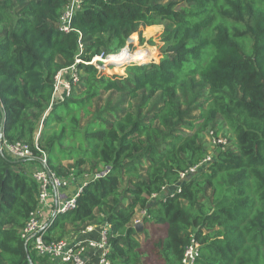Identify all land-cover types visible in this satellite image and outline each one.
Wrapping results in <instances>:
<instances>
[{"label":"trees","instance_id":"trees-1","mask_svg":"<svg viewBox=\"0 0 264 264\" xmlns=\"http://www.w3.org/2000/svg\"><path fill=\"white\" fill-rule=\"evenodd\" d=\"M69 1L0 0L2 139L29 145L35 161L44 153L56 175L97 176L74 209L53 216L45 239L106 222L110 264H145L133 222L140 209L141 225L164 227L153 243L162 264H181L191 240L193 264H264V0H80L64 32ZM152 25L163 26L166 43L158 62L131 63L123 74L86 63ZM75 58L79 82L53 103L54 76ZM209 127L227 147L179 179L208 152ZM12 159L0 152V264H29L27 253L52 264L20 236L37 184Z\"/></svg>","mask_w":264,"mask_h":264},{"label":"built area","instance_id":"built-area-1","mask_svg":"<svg viewBox=\"0 0 264 264\" xmlns=\"http://www.w3.org/2000/svg\"><path fill=\"white\" fill-rule=\"evenodd\" d=\"M80 0H70L64 7L59 21L61 31L71 30V20L75 11L79 7ZM133 52L124 46L115 53L100 54L91 58L87 64H92L99 72H118L127 65L135 63L132 58ZM81 60L75 58L74 63L59 70L53 81V100L60 92V99L68 97L79 82V70L77 64ZM137 64V63H136ZM112 68V70H111ZM38 136V134H36ZM208 145L212 151H208L205 156L195 165L189 166L179 173V179H184L188 175L197 171L205 170L213 160L214 149L224 150L228 145V140L221 134H215L209 130L206 136ZM35 148L39 150L38 146ZM1 151L14 159L34 160L35 156L29 145L20 141H6L2 139ZM39 167L31 172L33 180L37 184V204L30 212L27 221L20 231V236L25 241L28 240L30 250L36 256L46 258L52 264H89L87 252H94L91 264H110L108 257L111 247L108 241L109 225L106 222L101 224H88L81 228L76 236L63 237L59 240H46L45 232L54 215L66 213L76 206V197L82 191L83 186L90 179H96L95 174L76 175L74 172L66 176L56 175L45 163V154L37 157ZM176 190L179 185H175ZM156 194L152 195V198ZM145 216V211L134 214L133 222L139 223L141 217ZM198 255V246L191 240L185 248L181 264H193Z\"/></svg>","mask_w":264,"mask_h":264},{"label":"rangeland","instance_id":"rangeland-1","mask_svg":"<svg viewBox=\"0 0 264 264\" xmlns=\"http://www.w3.org/2000/svg\"><path fill=\"white\" fill-rule=\"evenodd\" d=\"M162 29H163L162 25H153L152 29H148V27H142L141 26L138 28V30L136 32H134L130 36V38L127 40L125 46L128 47V43H129V49L131 52L136 53V51H138V50L139 51L143 50V51L147 52L146 56H148V57L144 56L143 58H145V59L142 58L143 60H141V62H139L140 60H138L140 58H135L134 59L136 61L135 63H137L139 65V64H143L145 62H149L151 60L158 62L159 58L163 55L162 53L164 50V46L166 44L165 39L161 36ZM140 33H141V35H139ZM139 36H141L143 38L142 42H140ZM111 70H112V68H111ZM124 70L125 69H122L121 71H118V72L123 74ZM205 93L206 92L203 90L202 91L195 90L193 92V95L201 94L202 96H204V95H206ZM118 97H119V95H117V94L113 95L114 100H117ZM179 98H180V101H185V100H188V98H190V97H189L188 92L184 91L183 89H180ZM154 99L155 98H153L152 101H150V105L154 102ZM105 100H106V95L102 97L101 104H104ZM192 106L193 105H191V107ZM197 114H198L197 111L195 113H193L194 116ZM86 121L87 120H85V119L82 120L81 128L84 127ZM210 129H212V128L209 127L208 130H210ZM219 132L226 135L227 137H231L230 132H228L224 129L220 130ZM205 136H204L203 140L207 139ZM205 144L209 148L208 151H212L211 147L208 145L207 140H206ZM229 147H232L231 143H230ZM139 224H142L141 220H139ZM140 231H142V233L139 234L138 238L141 242V252H142L145 264H162L158 260V256L153 251L154 250L153 249V243L157 239L164 236V227L159 226V225H155L153 223H146L144 226L142 225V229Z\"/></svg>","mask_w":264,"mask_h":264},{"label":"crops","instance_id":"crops-1","mask_svg":"<svg viewBox=\"0 0 264 264\" xmlns=\"http://www.w3.org/2000/svg\"><path fill=\"white\" fill-rule=\"evenodd\" d=\"M153 26V25H152ZM61 99H60V92L58 93V96L57 97H55L54 98V100H53V103L54 102H58V101H60ZM37 134H38V132H37ZM12 160H19V159H12ZM19 161H21L22 162V166H23V168L26 170V171H28V172H32L34 169H36V168H38L39 167V163L37 162V161H34V160H27V161H25V160H19ZM141 212V210L140 209H137L136 210V213H140ZM135 213V214H136ZM78 234V232L77 231H75V232H71V233H68L65 237H70V236H76ZM64 237V238H65ZM87 256H88V262H89V264H91L92 262H93V257H94V252L92 251V250H89L88 252H87Z\"/></svg>","mask_w":264,"mask_h":264},{"label":"water","instance_id":"water-1","mask_svg":"<svg viewBox=\"0 0 264 264\" xmlns=\"http://www.w3.org/2000/svg\"><path fill=\"white\" fill-rule=\"evenodd\" d=\"M3 123H4V112H3L2 106L0 104V149H1V142H2V135H3ZM134 227H135L136 230H141L142 229V225L139 224V223H136ZM27 244H28V240H26L24 242L25 248H27ZM27 257H28V263L29 264H33V262H32V260H31V258H30L28 253H27Z\"/></svg>","mask_w":264,"mask_h":264},{"label":"bare ground","instance_id":"bare-ground-1","mask_svg":"<svg viewBox=\"0 0 264 264\" xmlns=\"http://www.w3.org/2000/svg\"><path fill=\"white\" fill-rule=\"evenodd\" d=\"M143 58V57H142Z\"/></svg>","mask_w":264,"mask_h":264}]
</instances>
